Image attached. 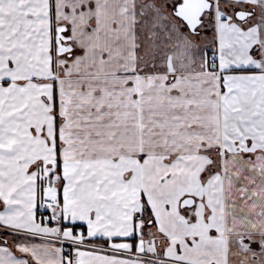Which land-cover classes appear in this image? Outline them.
<instances>
[{"label":"snow or ice","instance_id":"obj_1","mask_svg":"<svg viewBox=\"0 0 264 264\" xmlns=\"http://www.w3.org/2000/svg\"><path fill=\"white\" fill-rule=\"evenodd\" d=\"M0 264H264V0H0Z\"/></svg>","mask_w":264,"mask_h":264}]
</instances>
